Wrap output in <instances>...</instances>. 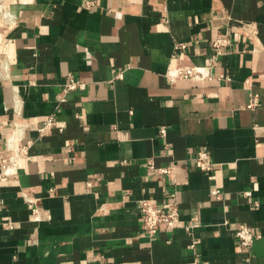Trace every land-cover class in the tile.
<instances>
[{"label": "crops", "instance_id": "1", "mask_svg": "<svg viewBox=\"0 0 264 264\" xmlns=\"http://www.w3.org/2000/svg\"><path fill=\"white\" fill-rule=\"evenodd\" d=\"M0 4V152L28 146L0 179V264H264V0ZM186 65L213 77L170 82ZM70 75L87 86L62 102ZM142 197L176 199L177 226L146 233Z\"/></svg>", "mask_w": 264, "mask_h": 264}, {"label": "built area", "instance_id": "2", "mask_svg": "<svg viewBox=\"0 0 264 264\" xmlns=\"http://www.w3.org/2000/svg\"><path fill=\"white\" fill-rule=\"evenodd\" d=\"M225 42H227L226 39H219L214 43V45L219 47L222 44H225ZM184 47V44H177V49H182ZM213 61L214 62H212V64L215 63L214 59ZM212 77L210 66L207 65H186L176 68L168 74L170 82L175 81L177 78L206 79ZM217 78L230 79V77L224 72L218 74ZM86 86V82L81 81L72 75L68 76L67 81L62 88L60 101H66L70 92L75 90H84ZM250 105H255V99L252 100ZM53 124L54 121L49 119L43 129L51 127ZM159 132L161 136H166V127L161 126ZM8 149L10 151L9 153L0 152V179L15 174L19 160L27 152L28 146L19 142L17 147H8ZM147 163L148 168L157 174H169L173 172V167L171 166L158 167L152 160H149ZM193 164L202 172H211L214 167V163L211 161V154L206 149H199L196 152L193 157ZM210 192L216 198H220L222 195L221 188H212ZM138 208L142 218V228L150 236H156L162 226L169 229L175 228L180 219V210L176 199L164 203H155L149 198L142 197L138 200ZM199 223V217L194 216L191 223L185 228L189 231V233L193 234L194 229L199 226ZM7 225L9 227L14 226L12 222H8ZM233 233L236 238V242L242 248H250L256 240L262 238V233L259 230L247 224L238 225L233 229ZM195 242L196 241L194 239L191 244V248H195Z\"/></svg>", "mask_w": 264, "mask_h": 264}, {"label": "bare ground", "instance_id": "3", "mask_svg": "<svg viewBox=\"0 0 264 264\" xmlns=\"http://www.w3.org/2000/svg\"><path fill=\"white\" fill-rule=\"evenodd\" d=\"M10 14V13H9ZM8 15V14H7ZM7 15H6V13H5V10L3 9H1L0 10V18H1V20H3V22H4V18L5 17H7ZM13 17V16H12ZM10 22L12 23V21L10 20ZM5 23V22H4ZM4 33V32H3ZM1 35V34H0ZM0 37H2V36H0Z\"/></svg>", "mask_w": 264, "mask_h": 264}, {"label": "rangeland", "instance_id": "4", "mask_svg": "<svg viewBox=\"0 0 264 264\" xmlns=\"http://www.w3.org/2000/svg\"><path fill=\"white\" fill-rule=\"evenodd\" d=\"M3 10V7H2V5L0 4V10ZM2 26H4L2 23H1V18H0V29H2L3 27ZM0 36H3V32L1 33V35Z\"/></svg>", "mask_w": 264, "mask_h": 264}]
</instances>
